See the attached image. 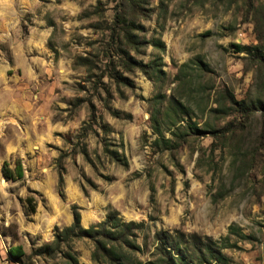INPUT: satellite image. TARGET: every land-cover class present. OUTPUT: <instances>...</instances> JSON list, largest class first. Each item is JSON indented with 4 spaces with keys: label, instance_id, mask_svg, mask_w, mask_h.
<instances>
[{
    "label": "rangeland",
    "instance_id": "rangeland-1",
    "mask_svg": "<svg viewBox=\"0 0 264 264\" xmlns=\"http://www.w3.org/2000/svg\"><path fill=\"white\" fill-rule=\"evenodd\" d=\"M257 52L264 0H0V264H64L37 252L75 210L136 223L143 264L176 232L264 264V110L219 140L234 118L213 113L264 103ZM72 246L98 264L93 240Z\"/></svg>",
    "mask_w": 264,
    "mask_h": 264
},
{
    "label": "trees",
    "instance_id": "trees-1",
    "mask_svg": "<svg viewBox=\"0 0 264 264\" xmlns=\"http://www.w3.org/2000/svg\"><path fill=\"white\" fill-rule=\"evenodd\" d=\"M126 33L127 28L124 27ZM259 64L264 66V52L255 53ZM225 97V98H224ZM220 108L213 110L218 116H233L234 120L215 139L224 138L223 133L227 132V138H233L237 133H243L251 119L258 110H264V103L261 100H250L249 102L237 101L231 94L225 95L218 103ZM260 105V106H259ZM264 114V111L262 112ZM4 176L9 180L22 178L23 171L20 164L16 167V175L9 169L4 170ZM32 212L35 211L33 199H29ZM74 222L70 227L55 234L54 240L46 244L37 254L50 259H61L64 264H80L72 243L77 239H91L95 242V251L92 260L98 264H143L132 255L137 249L134 242L133 231L137 228L134 222L123 221L117 212L111 213L105 221L90 229H84L81 225L80 214L74 211ZM230 234L240 235L236 227H230ZM161 238L158 235L159 245L156 249L159 259L145 264H230L228 257L223 250L230 246V237L223 239L222 243L214 242L209 238H200L197 235L187 236L184 233L176 232L175 235H165ZM133 239V240H132ZM10 256L19 261L24 255L22 247H15L9 251Z\"/></svg>",
    "mask_w": 264,
    "mask_h": 264
}]
</instances>
